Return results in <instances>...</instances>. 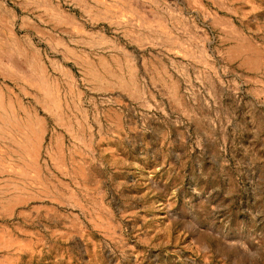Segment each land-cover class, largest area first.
Returning <instances> with one entry per match:
<instances>
[{"label": "rangeland", "instance_id": "1", "mask_svg": "<svg viewBox=\"0 0 264 264\" xmlns=\"http://www.w3.org/2000/svg\"><path fill=\"white\" fill-rule=\"evenodd\" d=\"M38 1L0 0V264H264V0H57L52 34Z\"/></svg>", "mask_w": 264, "mask_h": 264}, {"label": "crops", "instance_id": "2", "mask_svg": "<svg viewBox=\"0 0 264 264\" xmlns=\"http://www.w3.org/2000/svg\"><path fill=\"white\" fill-rule=\"evenodd\" d=\"M37 1V0H36ZM36 2H34L32 5H34ZM60 3V2H59ZM43 8L44 10L43 11H45L44 13H43V16L45 17V18H47V14L48 15H56V13L58 14L57 16H54V18L53 19H50V20H48V22L47 23H49V28H51V34H52V32H56V27L57 26H59V21L57 22L56 21V17H59L60 16V13H59V6H58V1L57 0H52V2H51V0H41V1H38V3H37V8ZM58 11V12H57ZM5 12V11H4ZM48 12V13H47ZM52 12H54V13H52ZM51 23H53V24H51ZM9 22H6V26L8 27L9 26ZM53 26H55V29L53 30L52 28H53ZM53 30V31H52ZM49 35V34H48ZM47 35V36H48ZM53 35H54V33H53ZM46 36V35H45ZM4 37V38H3ZM7 40V41H5V40ZM0 40L1 41H4V43L5 44H8V41H10V40H14L15 41V43H17L16 42V40L12 37V38H9V37H7L5 34H2V37H0ZM20 55H22V54H20ZM35 62V61H34ZM35 65H36V63H35Z\"/></svg>", "mask_w": 264, "mask_h": 264}, {"label": "bare ground", "instance_id": "3", "mask_svg": "<svg viewBox=\"0 0 264 264\" xmlns=\"http://www.w3.org/2000/svg\"><path fill=\"white\" fill-rule=\"evenodd\" d=\"M96 1H100V0H96ZM100 2H102V1H100ZM108 7L109 8H111V7H113V6H111V5H108ZM91 9H92V7H91ZM4 38V37H3ZM5 40V39H4ZM5 41H7V40H5ZM6 43V42H5ZM85 66V65H84ZM35 70L37 71L38 70V68L36 67V65H35ZM90 71V70H89ZM96 72V71H95ZM131 73V72H130ZM41 76V75H40ZM41 79H43V78H41ZM52 95V94H51ZM53 96L54 95H52V98H53ZM49 97H51L50 95H49ZM0 103H1V95H0ZM4 107V106H3ZM1 115V114H0ZM17 119V118H16ZM0 120H2L3 122H5L6 124H4V125H13V126H18L17 125V122L18 121H16V120H14V119H12V117H7V118H5V119H3V117L2 116H0ZM20 122V121H19ZM28 124V123H27ZM25 125V124H24ZM22 126V125H21ZM10 127V126H9ZM21 128V127H20ZM19 128V129H20ZM10 134V133H9ZM4 135V134H3ZM10 135H12V134H10ZM15 136V135H14ZM25 136V135H24ZM13 137V136H12ZM18 137V136H17ZM29 137H30V135H29ZM5 138H6V136H5ZM14 138V137H13ZM21 138V137H20ZM25 138H28L27 136H25ZM10 142L12 141V140H9ZM24 141V140H23ZM17 142H18V140H17ZM14 143L13 142V144H16L19 148H21L22 150L23 149H27V151H28V149H30V147H32V145L30 146V145H28V144H24V142L22 143V142H19V144L18 143ZM26 142H27V140H26ZM6 143V142H5ZM32 143V142H31ZM8 144V143H7ZM38 145V144H37ZM35 146V145H34ZM34 146H33V148H34ZM31 150V149H30ZM13 152V151H12ZM16 153H18V151H16ZM17 157V156H16ZM22 166V165H21ZM22 168V167H21ZM19 170H20V168H19Z\"/></svg>", "mask_w": 264, "mask_h": 264}]
</instances>
